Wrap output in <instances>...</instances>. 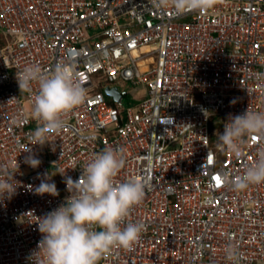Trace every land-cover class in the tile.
Returning <instances> with one entry per match:
<instances>
[{
    "label": "built area",
    "instance_id": "obj_1",
    "mask_svg": "<svg viewBox=\"0 0 264 264\" xmlns=\"http://www.w3.org/2000/svg\"><path fill=\"white\" fill-rule=\"evenodd\" d=\"M58 63L74 70L86 101L52 142L30 145L38 86L21 92L17 72ZM248 109L264 112V0L183 13L157 0H0V165L19 182L0 200V264H30L38 218L65 202L67 177L78 180L106 147L125 154L118 180L148 188L127 218L145 225L141 239L100 264H230V244L241 264H264V183L236 190L229 182L254 162L260 138L239 158L217 140L228 115ZM28 147L38 168L24 162ZM42 181L59 196L36 194Z\"/></svg>",
    "mask_w": 264,
    "mask_h": 264
},
{
    "label": "clouds",
    "instance_id": "obj_2",
    "mask_svg": "<svg viewBox=\"0 0 264 264\" xmlns=\"http://www.w3.org/2000/svg\"><path fill=\"white\" fill-rule=\"evenodd\" d=\"M223 2L157 0L159 6L170 3L181 13L210 10ZM17 81L21 92L31 93L33 84L38 86L32 108V117L38 124L29 137L30 145L43 147L52 142L48 136L61 131L65 126L64 117L83 105L87 98V90L79 77L63 63H58L50 72H43L36 64L26 66L17 72ZM255 137L261 143L254 162L246 166L239 180L229 181L236 190L264 183V112L248 109L242 114H229L224 131L217 137L219 146L237 158L242 155L247 140ZM24 151L30 153L24 162L38 168L41 160L29 147ZM125 164L122 149L106 147L85 164L78 180L67 177L70 196L37 220L42 239L30 254V264H100L102 257L113 248L130 250L139 242L145 225L127 218L143 202L148 185L141 179L118 180ZM15 172L8 165H0V200L11 199L16 194L19 182L14 178ZM35 193L59 196L54 182L42 181ZM226 256L230 264H241L238 247L230 244Z\"/></svg>",
    "mask_w": 264,
    "mask_h": 264
},
{
    "label": "rangeland",
    "instance_id": "obj_3",
    "mask_svg": "<svg viewBox=\"0 0 264 264\" xmlns=\"http://www.w3.org/2000/svg\"><path fill=\"white\" fill-rule=\"evenodd\" d=\"M119 88L123 91H128L129 93L133 92V89L131 87L130 84H124L123 86H119ZM110 101H112V99L109 98ZM123 102L126 106H132L134 104V101L131 99L130 96H127L123 99ZM221 125H219V122H217L216 120L211 124V130H220Z\"/></svg>",
    "mask_w": 264,
    "mask_h": 264
},
{
    "label": "water",
    "instance_id": "obj_4",
    "mask_svg": "<svg viewBox=\"0 0 264 264\" xmlns=\"http://www.w3.org/2000/svg\"><path fill=\"white\" fill-rule=\"evenodd\" d=\"M106 93L108 95H116V89H106ZM125 96V93H121L120 95H118L117 99H121Z\"/></svg>",
    "mask_w": 264,
    "mask_h": 264
}]
</instances>
